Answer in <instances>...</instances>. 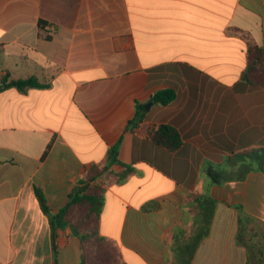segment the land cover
I'll return each instance as SVG.
<instances>
[{
  "label": "crops",
  "instance_id": "0c3cea01",
  "mask_svg": "<svg viewBox=\"0 0 264 264\" xmlns=\"http://www.w3.org/2000/svg\"><path fill=\"white\" fill-rule=\"evenodd\" d=\"M243 36L264 48V0H0V82L47 85L0 92V264H54L36 190L57 212L115 146L98 181L119 264H245L240 212L264 223V174L221 185L208 174L264 148V88L242 80ZM164 89L176 99L153 103ZM161 125L179 149L153 142ZM57 245L59 264H80L69 227Z\"/></svg>",
  "mask_w": 264,
  "mask_h": 264
},
{
  "label": "trees",
  "instance_id": "16d2710c",
  "mask_svg": "<svg viewBox=\"0 0 264 264\" xmlns=\"http://www.w3.org/2000/svg\"><path fill=\"white\" fill-rule=\"evenodd\" d=\"M248 42V65L242 75V80L248 84L264 88V48L259 47L249 38L243 36ZM36 77L14 80L5 76L0 82V92L16 88L26 92L30 88H45ZM173 89H164L155 93L151 100L155 104L167 105L176 99ZM146 117L144 106L138 108L133 118L128 122L126 130L136 127ZM154 143L170 151L179 149L183 143L179 131L169 125H161L150 133ZM121 140L118 142V146ZM118 147H112L108 152L107 161L103 165L93 166L87 177L76 185L69 197V201L60 210L54 212L47 204L40 189L37 196L44 214L48 217L52 228L54 248V264H59V247L57 237L59 230L69 227L72 234L81 241L82 259L80 264H119V254L116 247L108 242L100 233L101 204L103 202L104 188L98 180L103 178L110 167L118 163ZM239 158V161L233 159ZM232 164H240L239 173L235 175L228 170H208L214 184L221 185L229 179L243 180L253 171L264 174V148L257 151H245L241 155L231 157ZM131 171V169H128ZM127 172L121 175L123 179ZM228 176V177H227ZM239 231L236 243L247 250L245 264H264V223L240 212Z\"/></svg>",
  "mask_w": 264,
  "mask_h": 264
},
{
  "label": "rangeland",
  "instance_id": "374dc122",
  "mask_svg": "<svg viewBox=\"0 0 264 264\" xmlns=\"http://www.w3.org/2000/svg\"><path fill=\"white\" fill-rule=\"evenodd\" d=\"M232 174H238L239 173V170H237V169H231V170H229Z\"/></svg>",
  "mask_w": 264,
  "mask_h": 264
},
{
  "label": "water",
  "instance_id": "95a60500",
  "mask_svg": "<svg viewBox=\"0 0 264 264\" xmlns=\"http://www.w3.org/2000/svg\"><path fill=\"white\" fill-rule=\"evenodd\" d=\"M152 104H153V103H149V104L146 106V109L148 110Z\"/></svg>",
  "mask_w": 264,
  "mask_h": 264
}]
</instances>
